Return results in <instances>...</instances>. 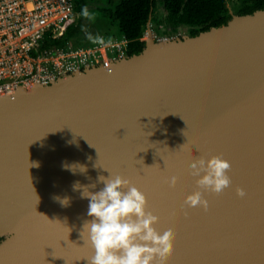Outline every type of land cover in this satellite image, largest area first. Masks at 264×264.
I'll list each match as a JSON object with an SVG mask.
<instances>
[{
	"label": "water",
	"instance_id": "obj_1",
	"mask_svg": "<svg viewBox=\"0 0 264 264\" xmlns=\"http://www.w3.org/2000/svg\"><path fill=\"white\" fill-rule=\"evenodd\" d=\"M212 156L229 162L231 184L189 208L188 166ZM73 163L87 172L63 167ZM106 170L171 229L163 264H264V10L184 40L150 36L110 68L1 99L0 264H88L89 201L73 185L98 191Z\"/></svg>",
	"mask_w": 264,
	"mask_h": 264
},
{
	"label": "clouds",
	"instance_id": "obj_2",
	"mask_svg": "<svg viewBox=\"0 0 264 264\" xmlns=\"http://www.w3.org/2000/svg\"><path fill=\"white\" fill-rule=\"evenodd\" d=\"M63 167L73 174L77 170L82 174L87 172V167L79 163L64 164ZM188 167L190 175L197 178L198 189L184 199V205L189 208L206 209L208 202L203 193L220 194L231 184L230 164L220 156L195 158ZM107 172V177H97V182L103 184L98 191L90 190L96 188V183L83 186L76 182L73 185V190H81V198L89 201L87 216L91 219L85 221L83 230H87L94 255L88 264H163L172 251L171 229L158 231L154 226L159 217L147 211L145 194L129 180ZM168 183L169 187H174L177 177H170ZM237 195L244 197L246 193L239 188ZM55 199L62 206L70 203L67 197Z\"/></svg>",
	"mask_w": 264,
	"mask_h": 264
},
{
	"label": "built area",
	"instance_id": "obj_3",
	"mask_svg": "<svg viewBox=\"0 0 264 264\" xmlns=\"http://www.w3.org/2000/svg\"><path fill=\"white\" fill-rule=\"evenodd\" d=\"M74 16V0H0V100L128 56L126 36L63 43Z\"/></svg>",
	"mask_w": 264,
	"mask_h": 264
},
{
	"label": "trees",
	"instance_id": "obj_4",
	"mask_svg": "<svg viewBox=\"0 0 264 264\" xmlns=\"http://www.w3.org/2000/svg\"><path fill=\"white\" fill-rule=\"evenodd\" d=\"M76 15H82L81 20L89 19L87 9L89 8L88 0H74ZM232 1H238L240 5V15H251L258 10H264V0H191L185 3L184 0H166L167 9L173 18L181 14L180 7L184 5L186 11L182 21L194 27L204 26L202 30L193 29V36L201 32L210 30L212 27H221L226 25L230 20L227 4ZM108 15L114 21L116 27L115 36L110 37L105 34L106 38H118L126 36L130 41L128 54L132 57L141 54L144 51L145 43L140 41L144 34L145 24L149 19L150 4L149 0H119L113 3L107 10ZM209 24V25H208ZM80 25L72 24L63 40L74 46H84L91 42L90 37L80 43L75 42L76 36L80 38ZM82 37V36H81ZM83 38V37H82ZM90 40V41H89Z\"/></svg>",
	"mask_w": 264,
	"mask_h": 264
},
{
	"label": "flooded vegetation",
	"instance_id": "obj_5",
	"mask_svg": "<svg viewBox=\"0 0 264 264\" xmlns=\"http://www.w3.org/2000/svg\"><path fill=\"white\" fill-rule=\"evenodd\" d=\"M116 1L119 0H104L103 3L104 5H101L94 9L92 13L93 16L95 15L94 20L99 18L102 21L107 22L110 26H114V21L112 20V18L109 17L107 10L109 9L110 6H112L113 8V3ZM190 1L191 0H184L185 3H188ZM238 3H239L238 1H234V2L230 1L227 4V8L229 10V15L231 16V20L233 16H241L239 14L241 8ZM97 4L99 5L100 2H97ZM149 4H150L149 19L144 26L145 29H144V34L142 36L143 39L142 42L145 43V47H146V42L148 41L150 36L155 42L165 41V40L166 41L184 40L187 37L189 38L195 37L193 36L194 35L192 32L193 29L197 28V30H202L204 28V26L194 27L182 21V18L186 13V11L184 10V5L180 7L181 10L180 12L182 15L179 14L177 17L173 18L174 16H171L170 12L167 9L166 0H149ZM87 13L88 14L90 13L89 8L87 9ZM81 16L82 15H80V17ZM82 30L83 31H81L80 34L86 35L85 33L86 29H82ZM102 33H105L107 35L111 34L109 31L108 32L103 31ZM128 56L131 57L129 54Z\"/></svg>",
	"mask_w": 264,
	"mask_h": 264
},
{
	"label": "rangeland",
	"instance_id": "obj_6",
	"mask_svg": "<svg viewBox=\"0 0 264 264\" xmlns=\"http://www.w3.org/2000/svg\"><path fill=\"white\" fill-rule=\"evenodd\" d=\"M97 2H100V4L98 5ZM103 3H104V0H101V1H98V0H88L89 11L91 12V14L93 13V11H94L95 8H97V7L101 6V5H104ZM96 17H97V15H96ZM89 18H91V17H89ZM73 19H74V22H75L74 25H80L81 31H83L82 29H86L85 30L86 35H82V34H80L81 33L80 32L79 33L80 34V38L78 36H76L75 42L80 41V43L83 42L85 44L86 42L83 41V40L86 39L85 37H87V38L88 37H94V36H96V34H98V31H102V32L103 31H105V32H108L109 31L111 33V34H109L110 37L115 36L116 27L110 26L107 22H104V21H102L99 18L96 19V20H94V21L91 20V22H90L88 18L85 19V20H81L80 15L77 14L76 16H74ZM108 28H110V29H108ZM88 29H90V30H88ZM112 39H114V38H112ZM1 240H3V238H0V242H1Z\"/></svg>",
	"mask_w": 264,
	"mask_h": 264
},
{
	"label": "crops",
	"instance_id": "obj_7",
	"mask_svg": "<svg viewBox=\"0 0 264 264\" xmlns=\"http://www.w3.org/2000/svg\"><path fill=\"white\" fill-rule=\"evenodd\" d=\"M87 16L91 17V20H92V21L94 20V16H95V15L93 16V14H91V12H90ZM100 35L106 37V36H105V33H102L101 31H98V34H96V36H94V37H91L90 40H92L93 38H95V37H97V36H100ZM90 40H89V41H90Z\"/></svg>",
	"mask_w": 264,
	"mask_h": 264
}]
</instances>
